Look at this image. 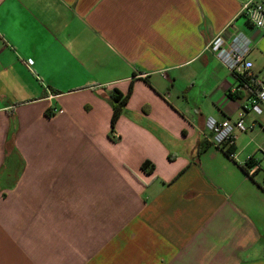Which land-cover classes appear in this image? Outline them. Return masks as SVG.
Listing matches in <instances>:
<instances>
[{"label":"crops","instance_id":"crops-1","mask_svg":"<svg viewBox=\"0 0 264 264\" xmlns=\"http://www.w3.org/2000/svg\"><path fill=\"white\" fill-rule=\"evenodd\" d=\"M245 1L0 0V264H264L261 115L208 48L246 33L264 80ZM210 116L254 124L233 156Z\"/></svg>","mask_w":264,"mask_h":264},{"label":"built area","instance_id":"built-area-1","mask_svg":"<svg viewBox=\"0 0 264 264\" xmlns=\"http://www.w3.org/2000/svg\"><path fill=\"white\" fill-rule=\"evenodd\" d=\"M241 13H245L246 20L253 26L264 29V0H246ZM252 42L251 37L242 31L227 34L226 30H223L211 39L208 48L216 54L232 74H245L250 78L249 81L252 84L257 85L245 110L257 115H264V80L254 76L252 71L254 64L249 59ZM32 63L33 60H27L28 65ZM253 125V123H248L244 116L222 120L210 116L206 119V128L210 131L212 142L217 146L231 143L235 137V130L247 132L252 130ZM257 169L258 165L256 164L248 171L254 173Z\"/></svg>","mask_w":264,"mask_h":264},{"label":"trees","instance_id":"trees-1","mask_svg":"<svg viewBox=\"0 0 264 264\" xmlns=\"http://www.w3.org/2000/svg\"><path fill=\"white\" fill-rule=\"evenodd\" d=\"M240 15L245 17V13H241ZM247 24H251L248 20L246 21ZM254 73V72H253ZM235 80L238 83L237 88H245L249 93H251V96L254 92V90L257 88L256 84H252L249 80L250 78L246 77L245 74H232ZM255 77H258L257 75L254 74ZM241 92L233 94H229L231 97H239ZM129 93L123 94L118 88H114L111 94V101H112V108H113V113L111 117V125H110V136L117 137L116 132H115V126L116 123L119 119V117L122 115L123 108L126 105L128 98H129ZM204 147L206 146L203 145ZM223 150H225V154L228 155L229 157L235 154V144H234V139L231 143L229 144H224L223 145ZM259 165V162L255 159V157L251 156L245 161L244 165V170L247 172L248 169L254 167L255 165ZM142 169L148 172H151L153 170V164L150 161H145L142 164Z\"/></svg>","mask_w":264,"mask_h":264},{"label":"rangeland","instance_id":"rangeland-1","mask_svg":"<svg viewBox=\"0 0 264 264\" xmlns=\"http://www.w3.org/2000/svg\"><path fill=\"white\" fill-rule=\"evenodd\" d=\"M256 67L257 69H260L259 73L264 78V60L260 58L256 63ZM258 118L260 119L261 124L257 125V128L255 130L251 132L249 131L248 133H246V134L255 135L257 134V132H259L258 135H255L253 144L250 145V149L254 151L257 150L258 148L257 145H263V146H260V148L262 147L264 149V115L258 116ZM241 142H244L246 144L248 142V138H244ZM256 155L260 161L264 160V152L262 150L258 151ZM263 164H264V161H263Z\"/></svg>","mask_w":264,"mask_h":264}]
</instances>
